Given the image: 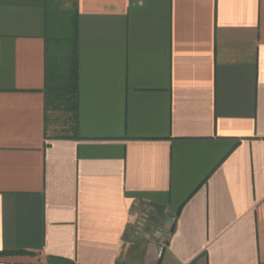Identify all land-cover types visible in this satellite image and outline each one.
I'll return each mask as SVG.
<instances>
[{"label": "crops", "instance_id": "crops-1", "mask_svg": "<svg viewBox=\"0 0 264 264\" xmlns=\"http://www.w3.org/2000/svg\"><path fill=\"white\" fill-rule=\"evenodd\" d=\"M0 264H264V0H0Z\"/></svg>", "mask_w": 264, "mask_h": 264}, {"label": "trees", "instance_id": "trees-1", "mask_svg": "<svg viewBox=\"0 0 264 264\" xmlns=\"http://www.w3.org/2000/svg\"><path fill=\"white\" fill-rule=\"evenodd\" d=\"M70 34L65 39H59L62 47L63 69L53 71V64L50 67V76L46 77L47 102L49 105L60 106L61 110L74 119L76 100V34L74 21L70 26ZM58 41V40H57ZM53 62V61H52ZM58 108V109H59Z\"/></svg>", "mask_w": 264, "mask_h": 264}, {"label": "rangeland", "instance_id": "rangeland-1", "mask_svg": "<svg viewBox=\"0 0 264 264\" xmlns=\"http://www.w3.org/2000/svg\"><path fill=\"white\" fill-rule=\"evenodd\" d=\"M61 40V37L59 38ZM59 39L57 41V39L51 43L52 45V52L50 51L51 55V61L53 64V71L57 70L59 71L61 68L63 69V61L61 59L62 54V47L63 45H61L59 43ZM60 106H57V108H55V106L53 105H49L48 112V124H49V129L51 131H53L54 133L60 134L62 133V126L65 125V120L67 119V113H65V111L61 110V108H59ZM59 108V109H58Z\"/></svg>", "mask_w": 264, "mask_h": 264}]
</instances>
